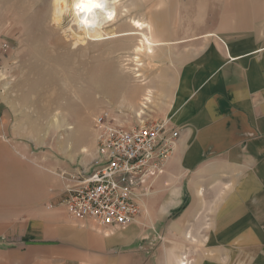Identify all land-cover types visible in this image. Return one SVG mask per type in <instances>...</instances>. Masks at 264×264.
Masks as SVG:
<instances>
[{"label":"crops","instance_id":"crops-1","mask_svg":"<svg viewBox=\"0 0 264 264\" xmlns=\"http://www.w3.org/2000/svg\"><path fill=\"white\" fill-rule=\"evenodd\" d=\"M213 3L210 19L205 0H197L186 20L149 18L148 57L165 48V67L156 70L149 88L136 90V99L149 95L139 113L166 120L179 137L132 224L101 228L59 206L46 209L61 180L0 141V178L7 173L6 180L21 189L0 202V221L6 222L0 264H130L131 252L115 254V248L136 241L149 211L162 219L181 206L183 217L208 223L213 250L228 253L209 264H264V0ZM3 123L0 108V137L8 136ZM176 254L169 251L168 264Z\"/></svg>","mask_w":264,"mask_h":264},{"label":"rangeland","instance_id":"rangeland-1","mask_svg":"<svg viewBox=\"0 0 264 264\" xmlns=\"http://www.w3.org/2000/svg\"><path fill=\"white\" fill-rule=\"evenodd\" d=\"M77 2L0 0V44L9 45L5 53L0 48V108L8 131L0 141L25 163L41 165L49 170L47 175L61 180L46 209L56 207L64 186L61 172L89 164L97 114L111 110L110 116L125 113L130 122L143 119L139 112L149 100L144 99L147 94L143 100L135 94L142 84L149 88L158 78L156 70L165 67L161 59L165 48L153 58L135 51L141 33L132 20L144 21L149 36L150 17L163 14L169 21L186 20L195 12L197 0H100L103 8L92 13L78 12ZM213 10V0H205L207 19ZM93 16L95 23L83 22ZM24 170L31 178L35 175L27 165ZM2 175L0 202H5L21 189L6 180L7 173ZM183 209L162 219L149 211L136 241L115 248V254L131 252L130 264H168L172 250L178 253L173 264L176 256L186 257L189 264H209L228 256L213 250L208 223L188 220ZM5 224L0 221V229Z\"/></svg>","mask_w":264,"mask_h":264},{"label":"built area","instance_id":"built-area-1","mask_svg":"<svg viewBox=\"0 0 264 264\" xmlns=\"http://www.w3.org/2000/svg\"><path fill=\"white\" fill-rule=\"evenodd\" d=\"M8 46L2 41L1 52ZM93 130L89 164L61 172L64 186L54 205L101 228H125L164 173L179 131L163 119L120 121L107 111L93 118Z\"/></svg>","mask_w":264,"mask_h":264},{"label":"bare ground","instance_id":"bare-ground-1","mask_svg":"<svg viewBox=\"0 0 264 264\" xmlns=\"http://www.w3.org/2000/svg\"><path fill=\"white\" fill-rule=\"evenodd\" d=\"M131 23H133L135 29L141 33V37L139 38V43L135 46L134 50L137 52H145L146 54L152 53V45L150 43L149 37L148 35H146V33H144L146 26L145 22L139 19H133ZM135 68L137 69V67H133L131 69L135 70ZM144 99L149 100V95H146ZM141 103L144 102L142 101ZM175 260H176V264H189L186 257L183 256H176Z\"/></svg>","mask_w":264,"mask_h":264},{"label":"clouds","instance_id":"clouds-1","mask_svg":"<svg viewBox=\"0 0 264 264\" xmlns=\"http://www.w3.org/2000/svg\"><path fill=\"white\" fill-rule=\"evenodd\" d=\"M75 8L78 12L92 13L93 9H101L103 8V4L100 0H78L75 4ZM85 24L95 23V17L93 16L91 20L85 19L83 21Z\"/></svg>","mask_w":264,"mask_h":264}]
</instances>
